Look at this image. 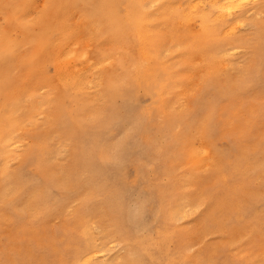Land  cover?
Here are the masks:
<instances>
[{"label": "bare ground", "instance_id": "obj_1", "mask_svg": "<svg viewBox=\"0 0 264 264\" xmlns=\"http://www.w3.org/2000/svg\"><path fill=\"white\" fill-rule=\"evenodd\" d=\"M0 15V220L6 206L41 225L60 215L78 220L75 263L114 264L107 247L123 244L135 254L130 264H202L177 231L205 203L195 204L179 187L191 174L176 169L193 172L212 163L208 136L220 121L215 106L229 101L230 108L234 95L264 88V0H0ZM245 25L246 37L238 33ZM238 50L245 64L236 71ZM199 68L201 96L184 115L176 108L177 91L184 92L186 72ZM231 72H238L236 79ZM23 126L26 146L15 137ZM194 132L200 147H194ZM219 154L229 181L245 179L247 172L228 161L231 150ZM68 157L72 167L65 166ZM112 162L113 176L123 181L133 169L130 190L143 193L153 216L132 235L118 216L109 227L96 225L101 215L87 208L92 197L105 194V166ZM29 166L33 178L25 175ZM163 176L175 179L163 185ZM52 188L65 196L52 199ZM141 215L139 204L134 214L127 212Z\"/></svg>", "mask_w": 264, "mask_h": 264}, {"label": "rangeland", "instance_id": "obj_2", "mask_svg": "<svg viewBox=\"0 0 264 264\" xmlns=\"http://www.w3.org/2000/svg\"><path fill=\"white\" fill-rule=\"evenodd\" d=\"M42 2L43 0H38V5H41ZM0 23H4L2 15H0ZM179 32L182 31L179 30ZM238 33L246 37L249 33L248 26H242ZM240 51L235 52L236 54L234 53V55L236 56L232 58V61L237 62L236 71L241 70L245 64L243 51ZM197 60L193 64H199ZM251 66L252 62H248L246 65L247 69H250ZM197 70L191 69V71L186 72L188 73L187 75L183 76L184 87L182 91L185 92L186 88L188 90L185 93L183 92L184 96L180 93V90L177 91L176 108L178 112L184 115L194 111L201 96L200 86L201 82L203 83V73L201 68H199V71ZM237 76L238 72H231L232 79H236ZM192 80L195 81L193 82ZM189 91L190 93H188ZM258 92L250 95H247V93L242 96L234 95L230 100H234V104L230 108L227 107V102L229 101L221 102L215 106V118L217 120L220 117V121L219 125L208 136L211 142L210 146H213L215 152L213 156L215 159L210 160V162L212 161L210 163L212 167L207 164L205 167L201 166L193 172H189V169L184 166H177L178 168L176 169L177 175L191 174L179 187L190 193V197L195 204L202 202L207 205L202 206L198 211H192L191 214L185 217L182 221L183 226H180L184 230L178 228L177 231L179 241H182L181 245H184V248L189 246L190 252L188 253L197 255L202 264H208V262L209 264H264V88ZM39 99H42V92L36 95V100ZM224 110L227 113L223 115L221 113ZM258 110L260 111L259 114ZM25 117L26 114H23L20 119ZM39 119L44 120L45 116L40 115ZM225 119L231 122L224 123L223 120ZM25 131L26 129L23 126L22 129H18L15 136L22 142V146L30 143ZM192 136H194V147H200L203 144L201 143V137L199 138L200 135L194 132ZM225 148L235 154V156L232 154L233 157L228 158V161L237 163L247 172L245 179L229 181L226 176L227 161L223 162L219 154ZM240 148L241 151L239 152ZM177 154V158L183 159L182 153ZM16 162L13 160L11 164L15 165ZM245 162L247 163L245 164ZM72 164L73 159L68 157L65 161V166L72 167ZM29 167L25 175L33 178L35 176L31 172L32 167ZM68 167H65V169L70 170ZM112 167L113 162L105 166V174L107 175L104 176L108 177H106L108 181L103 188L105 194L92 197L88 201L90 207L87 208L89 211L92 209L91 212L97 210L98 214L95 216L101 215L99 216L100 219H94L96 220V225L109 227L116 219V216H118L123 230L132 235L136 233L137 228H142L140 225L143 222L145 225L151 224L153 216L144 208L143 193L139 190H130L131 180L134 179L133 169L130 168L128 170L129 178H127V181H123L113 176ZM199 169L202 170L200 171ZM174 179L175 177L171 179L169 176H163L162 184H169ZM110 182H112L111 185H109ZM237 184L240 186H237ZM52 190L53 192L50 196L54 200H59L60 197L65 196L61 195L56 188H52ZM119 193L120 199L117 200L114 197L118 196ZM259 194L261 195L260 197ZM68 195L70 197L75 196L74 189H71ZM121 197L125 198L122 199ZM108 202L111 204L116 202V206H120V208L118 207L117 210L115 208L111 209ZM138 204L142 208L143 215L137 219H134L133 216L129 218L127 212L130 211L134 214ZM236 207L238 210L235 211ZM4 212L6 217L0 220V264H88L72 261L71 252L73 246L81 242L79 234L81 227L78 220L60 215L59 217L48 219L47 224L41 225L31 219L17 218L7 206ZM206 213L207 215H205ZM253 215H255L254 218ZM239 224L241 228L238 226ZM36 231H39L37 233L38 237L35 236L37 235ZM234 235L236 238H234ZM231 240L235 243H232ZM107 248V256L114 258V264H130L135 255L131 252L130 247H126L123 244H111ZM103 259V257L98 258V263L103 261Z\"/></svg>", "mask_w": 264, "mask_h": 264}]
</instances>
